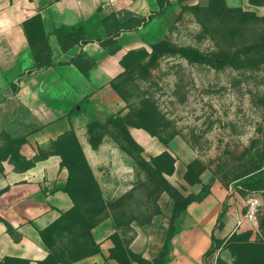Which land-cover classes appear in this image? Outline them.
Instances as JSON below:
<instances>
[{"label":"crops","instance_id":"0c3cea01","mask_svg":"<svg viewBox=\"0 0 264 264\" xmlns=\"http://www.w3.org/2000/svg\"><path fill=\"white\" fill-rule=\"evenodd\" d=\"M236 1L264 17V0ZM158 10V0H0V150L6 137L20 141L17 157L6 150L0 158V264H44L48 259L42 233L75 206L65 189L70 171L56 150L69 133L109 213L91 229L95 251L60 264H217L219 254L227 260L221 241L234 233L248 232L251 240L264 243L259 223L243 219L245 196L216 181L201 201L186 204L173 220L178 231L165 256L161 253L172 222L166 192L152 218L117 224L110 216L109 202L136 192V166L131 154L96 125L114 130L111 123L126 112L114 83L123 72V57L142 46L143 22H136ZM126 24L130 27L122 28ZM126 130L147 159L167 148L143 128L126 125ZM178 171L176 166L167 178L182 192L193 195L203 189L205 183L185 185ZM114 239L127 240L125 255L111 252ZM212 245L219 248L215 260L206 256Z\"/></svg>","mask_w":264,"mask_h":264},{"label":"rangeland","instance_id":"374dc122","mask_svg":"<svg viewBox=\"0 0 264 264\" xmlns=\"http://www.w3.org/2000/svg\"><path fill=\"white\" fill-rule=\"evenodd\" d=\"M142 24V46L123 57V72L114 83L127 110L111 123L114 130L107 124L99 128L118 138L125 123L151 127L167 148L147 159L139 146L130 147L119 137L135 162L137 185L135 193L109 202L117 224L158 214L164 192L173 223L192 196L168 180L176 166L185 185L205 183L203 189H208L216 181L243 196L234 178L264 150V17L242 9L236 0H177ZM3 143L0 158L6 150L14 151V145ZM60 144L80 210L46 231L45 239L54 243L51 264L72 263L94 250L83 246V219L90 216L84 199L91 187H84L88 184L71 135L56 146ZM258 194L264 199V192ZM108 213L104 210L98 220ZM256 222L264 237V201ZM114 243L112 253H127L126 239ZM221 248L227 260L217 255L218 247L210 253L213 260L217 255V264H264V243L251 240L248 232L234 233L221 241Z\"/></svg>","mask_w":264,"mask_h":264},{"label":"trees","instance_id":"16d2710c","mask_svg":"<svg viewBox=\"0 0 264 264\" xmlns=\"http://www.w3.org/2000/svg\"><path fill=\"white\" fill-rule=\"evenodd\" d=\"M168 4V0H158V7H159V10L155 12V14H158L160 13L165 6H167ZM154 14V15H155ZM141 22H144L143 21H137L136 24L139 25L141 24ZM130 25L129 24H126L124 25L122 28H129ZM126 125H134V126H137V127H140V128H143L145 129L146 131H148L152 136H155V131L151 128V127H147V126H144V125H136V124H128V123H125L124 124V129L121 130V135L119 134L118 135V138L116 137H113L117 142H118V139L119 137L123 138V141L126 145L128 146H136L138 148V146L133 142V140L130 138L127 130H126ZM98 127H100V125H96ZM104 131H107L106 129H103ZM68 135V134H67ZM69 135H71V138H72V149H73V152L75 154V160L76 161H79L80 162V165H81V168H82V172H83V176H85L84 178H86V181H87V184L89 185H86L84 184L87 189L91 187V192H89V194L91 193V195H88L87 197H85L84 199V202L87 203V204H90V207L85 210V215H90L86 218V220L83 219V223H84V226L83 228H85L86 230V236H85V239H83V246H86V247H92V250L93 252L95 251V247H94V243L91 239V236H90V232H91V229L93 228V226L95 224L98 223V218L100 215H102V213H104V210H106V206L101 198V195H100V192H99V189L97 187V184L95 183L89 169H88V166L86 164V161L82 155V152L78 146V143L76 142L74 136L72 134L69 133ZM6 140L11 143L12 145H14V151H13V155L15 157H17V155L15 154V149H16V146L20 143V141H14L12 140L10 137H6ZM98 140V136L96 135H92V142L93 143H96ZM119 143V142H118ZM120 144V143H119ZM62 147V146H61ZM60 146H56V150L60 151L62 154H63V158H64V153L61 151V148ZM123 148V146H121ZM125 149V148H123ZM126 150V149H125ZM127 151V150H126ZM64 165L69 169L70 171V178L72 176V171H71V168L69 167V164H67L65 162V158H64ZM82 174V173H81ZM234 180H237L238 181V185L237 187H239V191L244 195L248 194V193H263L264 192V150L262 152H260L259 154V157L258 159H256L255 162H250V163H247V164H244L243 165V171L240 173V174H237L234 178ZM70 181V180H69ZM70 182H68V184L66 185L65 189L71 194L73 200H74V203H75V206H74V209L72 210V212L68 213V214H65L62 218L65 219L66 217L69 218L71 217L72 215L74 214H77L78 215V212H79V205L75 199V197L73 196V194L71 193L70 191ZM83 185V183H82ZM209 193V189H202L200 192H198L196 195H192L188 201H187V204L190 203V202H193V201H201L207 194ZM94 201H95V204H97V206L94 204ZM226 211V205L224 204L223 207H222V210L220 211L219 215H218V220H217V224L220 225L221 224V219L223 217V214L224 212ZM58 221L57 223H55L54 225H52L49 229H52L54 227H56L57 225L60 224V222L62 221ZM49 229H47L46 231H48ZM46 231H44L42 233V239L44 241V244L46 245V247L50 250V254H49V257L48 259L44 262V264H51L50 262L52 261V248L54 247V243L51 242V241H48L47 239H45V233ZM178 231V227L176 226H173V223L170 224L169 226V229L167 231V234H166V239H165V243H164V247H163V250H162V253L161 255L162 256H165L167 251H168V247H169V243H170V240L172 238V236ZM220 242L217 241V244H219ZM73 245V244H71ZM69 246V245H67ZM75 247V243L73 245ZM85 247V248H86ZM215 246H211L208 251L206 252V256L209 255L211 253V251L214 249ZM92 253V252H91ZM89 253V254H91ZM88 254V255H89ZM86 256V255H85ZM61 263H67V262H61ZM236 264V263H235Z\"/></svg>","mask_w":264,"mask_h":264},{"label":"built area","instance_id":"2783aa9c","mask_svg":"<svg viewBox=\"0 0 264 264\" xmlns=\"http://www.w3.org/2000/svg\"><path fill=\"white\" fill-rule=\"evenodd\" d=\"M250 194V195H249ZM248 197L245 199L246 211L243 215V219L254 222L257 219V214L261 206V202L257 197V193H249ZM241 221H239L240 223Z\"/></svg>","mask_w":264,"mask_h":264}]
</instances>
